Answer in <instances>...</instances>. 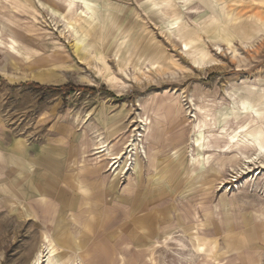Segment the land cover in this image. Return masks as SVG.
<instances>
[{"label":"rangeland","instance_id":"obj_1","mask_svg":"<svg viewBox=\"0 0 264 264\" xmlns=\"http://www.w3.org/2000/svg\"><path fill=\"white\" fill-rule=\"evenodd\" d=\"M69 84L94 91L53 88ZM2 124L21 145L62 134L84 143L119 213L138 192L163 218L216 217L227 199L250 225L264 222V0H0ZM22 203L2 206L0 264H31L40 250L51 258L52 247L74 264H264L260 231L246 239L258 252L220 262L221 247L202 253L211 244L196 245L192 224L123 263L111 238L110 256L95 260L92 241L61 243Z\"/></svg>","mask_w":264,"mask_h":264},{"label":"crops","instance_id":"obj_2","mask_svg":"<svg viewBox=\"0 0 264 264\" xmlns=\"http://www.w3.org/2000/svg\"><path fill=\"white\" fill-rule=\"evenodd\" d=\"M7 135L2 124L0 127V223L2 206L12 211L14 205L18 206L24 202L31 208V218H34L31 221L44 224L48 231H53V234H50L53 237L62 236L61 243L68 245L67 238L75 234L81 238L82 246L85 241H92L95 260L103 259V255L110 256L109 253L112 251L107 245L112 241L111 238L116 239L119 248L124 247L117 252L119 257L122 255L123 263L124 254L132 253L135 249L153 242L154 239H161L163 235L173 232L176 228L191 224L198 229H196V245L197 239L206 240L211 244L212 247L209 245L202 252L208 257L212 253L218 254L219 247L222 254L220 262L233 255L240 257L243 254L258 252L247 251L246 239L251 228L260 231L261 234L257 236L264 238V222L250 225L247 219L248 212L231 211L232 205L241 207V203L232 204L230 200L222 199L220 212L216 217L206 209L202 210L201 214L196 212L191 218L182 211H177L178 214L175 216L165 214L163 218L155 214V210H158L156 206L151 209L152 200L148 199L147 194L138 204L135 200L140 197L137 192L136 197L131 193L125 195L126 198H133L125 203L128 211L119 213L120 203L116 206L111 200L115 192L102 183L104 181L101 176L102 167L94 165L95 163L84 156V143L81 142L79 145L73 137L62 134L48 137L42 144L21 145ZM39 206L41 211L38 209ZM238 213H240L239 219L235 224L234 219ZM262 214L264 218V212ZM202 216H205L206 220L199 222ZM120 222L123 223L119 225ZM211 222L216 226L212 228ZM112 223H117L118 226L109 229ZM69 224L75 226L77 231L68 229L64 234ZM206 224H208L207 229L202 231L204 235H200V226L201 229L206 228ZM231 224L235 226L231 227ZM60 228L63 233L58 231ZM214 240L217 241V249ZM63 244L59 243L60 246ZM196 245L192 252L198 256L202 253L196 251ZM52 248L57 252L55 247ZM148 249L150 248L144 252ZM83 255L90 257L88 251Z\"/></svg>","mask_w":264,"mask_h":264},{"label":"bare ground","instance_id":"obj_3","mask_svg":"<svg viewBox=\"0 0 264 264\" xmlns=\"http://www.w3.org/2000/svg\"><path fill=\"white\" fill-rule=\"evenodd\" d=\"M251 114H253V115H255V117L256 116H258V115H256L255 113H253V112H250ZM236 116V115H235ZM260 116V115H259ZM228 119H230V118H228ZM146 122H148V119H146ZM226 123V122H225ZM224 123V124H225ZM223 124V125H224ZM223 125H222V127H223ZM221 127V128H222ZM119 157H115L114 158V160H118L117 162L116 161H114L115 163L112 165V166H114V165H116L118 162H119V159H118ZM254 159H257V156H255V157H252V158H250L248 161H246L245 163H252L253 162V160ZM119 164V163H118ZM44 246V245H43ZM45 247V246H44ZM47 247V246H46ZM50 249V254L52 255V257L50 258V256H48V253L45 255V251L44 250H40L37 254H36V257L34 258V260H33V262L31 263V264H74V263H76L75 261H76V259H68L66 262H64V261H61L60 260V258H57V256H56V251L54 250V249H52V248H49ZM46 250V249H45ZM47 251V250H46ZM79 264V263H78Z\"/></svg>","mask_w":264,"mask_h":264},{"label":"trees","instance_id":"obj_4","mask_svg":"<svg viewBox=\"0 0 264 264\" xmlns=\"http://www.w3.org/2000/svg\"><path fill=\"white\" fill-rule=\"evenodd\" d=\"M36 88H46V87H43L39 84H34ZM53 88H56L58 90H61V89H66V90H69V89H72V90H80V91H94V89H89V88H82V87H75L74 85H66L64 87H53Z\"/></svg>","mask_w":264,"mask_h":264}]
</instances>
